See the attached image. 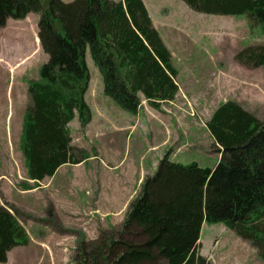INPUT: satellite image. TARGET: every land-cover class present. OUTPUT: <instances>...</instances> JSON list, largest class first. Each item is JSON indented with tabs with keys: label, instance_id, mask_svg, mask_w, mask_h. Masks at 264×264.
<instances>
[{
	"label": "trees",
	"instance_id": "obj_1",
	"mask_svg": "<svg viewBox=\"0 0 264 264\" xmlns=\"http://www.w3.org/2000/svg\"><path fill=\"white\" fill-rule=\"evenodd\" d=\"M47 1L45 8L41 0H0V29L9 19L38 15L36 39L47 56L39 78L28 81L19 150L34 185L27 182L24 190L38 187L65 164L91 157L73 145L69 126L78 118L84 131L92 121L85 99L88 53L103 76L106 96L129 113L137 114L143 101L161 110L180 91L178 69L144 0ZM181 1L201 14L247 16L264 35V0ZM235 60L250 70L264 69V43L242 48ZM206 127L219 148L216 166L182 164L167 153L144 178L121 228L101 231L93 241L79 233L74 264H211L200 253L207 224L225 226L264 261V121L227 100ZM46 214L57 219L53 207ZM26 219L35 220L8 202L0 206V264L13 249L30 245Z\"/></svg>",
	"mask_w": 264,
	"mask_h": 264
},
{
	"label": "rangeland",
	"instance_id": "obj_2",
	"mask_svg": "<svg viewBox=\"0 0 264 264\" xmlns=\"http://www.w3.org/2000/svg\"><path fill=\"white\" fill-rule=\"evenodd\" d=\"M63 1L69 3L73 0ZM41 2L45 8L48 7L47 0ZM144 2L154 27L172 54L173 64L179 72L177 81L181 90L175 99V106L167 103L164 104L165 109L159 110L163 119L151 115L153 108L143 101L139 116H148L151 120H147V124L141 122L130 126L136 128L128 131L134 133L132 143H142L146 148L147 143L156 141V144L161 145L156 152L157 159L170 153V158L176 162H197L204 168H214L220 159L219 148L205 124L220 103L235 100L264 121V69L250 70L235 60V55L242 48L264 43L262 29L247 16L201 14L191 10L181 0ZM37 23L38 15L31 14L26 20L9 19L7 26L0 29V170L1 176H10L17 181L27 177L17 130L30 102L28 81L39 78V69L47 61L36 39ZM87 63L90 82L85 99L92 112L93 121L88 133L91 140L82 137L80 128L76 129L78 119L73 123V139L75 145L81 141L90 154L95 149L108 157L114 140L111 136L99 134L106 125H101L96 105L119 123H126L127 119L134 121L135 114L123 110L106 96L103 76L90 53ZM184 96L197 101V107H192L195 118L180 117ZM157 125L160 126L159 131ZM126 133L123 142L128 167L133 162L134 152L128 158L130 140ZM0 198L6 202L1 192ZM93 218V212H89L85 214V219L73 221V226L63 228L58 219L47 217V221L51 222L43 224H48V229H52L47 244L39 245L36 242L28 248L20 247L14 250L15 253L6 264H74L72 259L79 242V233H83L90 241L93 237H97L94 239L97 240L101 231H107L102 230L101 222ZM30 232L34 236L32 229ZM200 242V253L211 264H264L249 242L221 224L204 225Z\"/></svg>",
	"mask_w": 264,
	"mask_h": 264
},
{
	"label": "crops",
	"instance_id": "obj_3",
	"mask_svg": "<svg viewBox=\"0 0 264 264\" xmlns=\"http://www.w3.org/2000/svg\"><path fill=\"white\" fill-rule=\"evenodd\" d=\"M96 108L100 113L101 125H106L99 134H106L104 137L111 136V139L114 140L111 150L107 153L108 157L98 150V156L91 154L86 162L77 165L65 164L57 170L54 176L45 178L38 187L30 190L22 188V185L27 182L31 186L34 185V182L28 180L27 177L21 178L20 181L13 180L10 176L0 177V192L4 200L16 206L21 212L35 218V220L26 219L24 221V226L31 237V243L28 247L36 242L39 245L47 244V237H51L50 231L52 229H48V224H43L44 222H51L50 220L47 221L46 214L50 205L54 208L57 219L63 228L73 226V221L85 219V214L89 212H93L95 221L101 222L102 230L121 228L129 205L137 197L144 178L156 171L161 160L160 157L157 159L156 152L161 145L153 141L147 143L145 148L142 143L141 145L136 141L132 143L134 133L128 132L131 130L130 128L136 130L134 126L130 127L132 124L141 122L147 124V120H151V117H141L138 113L134 115V121L127 119L126 123H119L100 110L98 105ZM162 109H165V105L162 106ZM151 115L163 119L162 112L159 110L152 109ZM77 119L69 125L73 138L75 130L73 123ZM92 121L84 131L81 130L80 122L76 127L77 130L80 128L82 137H86L89 141L91 139L88 133ZM157 127V131H159L160 126L157 125ZM21 129L22 124H19L17 130L19 136ZM125 132H127L130 140L128 158L131 157L132 151L134 152L133 162L128 167V160H125L126 146L123 142ZM207 132L210 134L208 130ZM120 140H122V148H120ZM79 142L75 145L73 139L74 146L90 153L88 148L81 141ZM92 204L94 207H91ZM1 205H3V201L0 198ZM31 229L34 236L30 232ZM40 237L42 239L39 241ZM96 238L93 237L91 240ZM19 248H15L9 253L8 262L10 256L15 253L14 250Z\"/></svg>",
	"mask_w": 264,
	"mask_h": 264
},
{
	"label": "built area",
	"instance_id": "obj_4",
	"mask_svg": "<svg viewBox=\"0 0 264 264\" xmlns=\"http://www.w3.org/2000/svg\"><path fill=\"white\" fill-rule=\"evenodd\" d=\"M183 107L180 108V117H188V118H195L192 115V107H197V101L193 98L188 99L187 97H183ZM146 102V101H145ZM144 102V104H145ZM172 106H175L177 104V100H174L170 103ZM206 125V124H205Z\"/></svg>",
	"mask_w": 264,
	"mask_h": 264
},
{
	"label": "bare ground",
	"instance_id": "obj_5",
	"mask_svg": "<svg viewBox=\"0 0 264 264\" xmlns=\"http://www.w3.org/2000/svg\"><path fill=\"white\" fill-rule=\"evenodd\" d=\"M38 37V36H37ZM38 41H39V38H38ZM39 45H40V42H39ZM181 90V89H180ZM180 92V91H179ZM178 96V95H177ZM176 99H177V97H176Z\"/></svg>",
	"mask_w": 264,
	"mask_h": 264
}]
</instances>
